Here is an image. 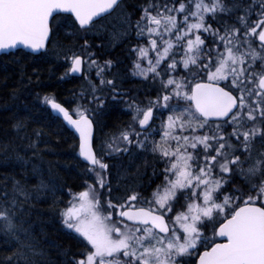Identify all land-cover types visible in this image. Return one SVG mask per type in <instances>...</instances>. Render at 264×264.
<instances>
[{
    "label": "snow or ice",
    "instance_id": "1",
    "mask_svg": "<svg viewBox=\"0 0 264 264\" xmlns=\"http://www.w3.org/2000/svg\"><path fill=\"white\" fill-rule=\"evenodd\" d=\"M120 5L121 0H0V50L45 49L65 25L88 34ZM239 8L237 0H148L137 20L125 15L122 34L131 29L147 41L130 49L136 54L133 74L145 79L151 74L160 89L144 107L129 103V126L99 145H94L89 108L78 104L70 112L45 96V103L79 133V156L95 174L96 183L74 194L61 214L64 226L86 242L72 264H186L185 258L194 264H264V149L254 153L256 141H264V0L251 24L250 9L235 24L217 19ZM81 47L90 45L85 40ZM94 55H65L70 64L65 75L82 73L87 64L103 77L113 61L101 65ZM181 65L185 75L177 77ZM100 84L114 87L103 78ZM97 100L103 106L93 95ZM156 120L160 123L153 128ZM157 133L160 139L151 141L150 151L164 164L153 171L161 182L147 196L131 189L114 196L102 175L110 168L105 159L132 148L148 151L149 136ZM236 177L248 185L247 192L240 187L225 191ZM13 193L11 198L0 193V233L30 248L20 243L18 222L24 210L20 197L26 200L29 194L20 181ZM209 223L223 242L205 243ZM14 256L24 254L16 251L4 264H15Z\"/></svg>",
    "mask_w": 264,
    "mask_h": 264
},
{
    "label": "trees",
    "instance_id": "2",
    "mask_svg": "<svg viewBox=\"0 0 264 264\" xmlns=\"http://www.w3.org/2000/svg\"><path fill=\"white\" fill-rule=\"evenodd\" d=\"M147 2L121 0L119 8L97 21L98 27L94 28L92 35L83 37L81 31L67 25L60 27L47 49L38 55L16 50L0 56V193L7 192L11 198L14 183L20 181L29 194L26 200L20 197L24 210L18 222L20 243L31 246L20 247L15 238L0 233V264H4L5 258L16 251L23 252L24 256L19 259L14 256L15 264H24L25 258L27 264H72L73 257L78 258L77 254L85 250L86 242L65 228L61 214L74 194L85 190L89 182L96 181L89 175V166L80 160L76 137L59 118L51 114L43 98L50 96L71 110L72 105L82 97L88 101L91 99L93 95L89 91L83 94L81 91L86 81H91L93 86L98 87V95L95 96L103 99L101 78L113 81L114 87L119 86L120 90L126 87L131 97L135 95L136 82L130 75L132 56L129 57L125 41L146 45V39H138L134 30L124 39L121 38L122 30H113L114 38L109 35L102 38L95 29L106 26L108 32L114 29L108 25H115L118 17L123 19L125 15H130L132 21L137 20ZM237 2L239 9L230 15L221 13L217 19L235 24L236 17L243 15L246 9L251 10L250 24L258 18L261 0ZM209 22L215 23L211 19ZM85 40L90 45L86 49L81 47ZM84 51L95 53L94 57L101 65L104 54L112 59V66L104 69L103 77H97L92 68L87 69V64L80 77L70 73L65 75L70 64L64 56L75 52L86 59ZM87 74L89 77L86 80ZM107 87L104 115L102 110L100 116L99 111L92 112L94 145L99 128L112 129L124 118L123 111L111 107L116 90L111 85ZM18 122L23 127H17ZM104 162L110 165L104 174L106 180L113 190L115 187L119 189L113 193L118 192L122 196L130 194L129 189L150 192L162 178L153 176L152 162L137 156L111 157ZM146 171L151 174H145ZM128 177L129 180L126 179ZM41 184L43 187H37Z\"/></svg>",
    "mask_w": 264,
    "mask_h": 264
},
{
    "label": "flooded vegetation",
    "instance_id": "3",
    "mask_svg": "<svg viewBox=\"0 0 264 264\" xmlns=\"http://www.w3.org/2000/svg\"><path fill=\"white\" fill-rule=\"evenodd\" d=\"M212 23V22H210ZM214 27H217L218 25L216 23H213ZM206 42L209 44V46H211V40L207 39ZM133 70V69H132ZM130 75L132 76L131 79L134 80L136 82V94L132 95V97L130 95H127V88L123 87L122 90H120L119 86H116L117 88L114 87V90H116L115 94H114V104L111 107L114 108H118L119 110L123 111L124 113V118L117 122V124H115L114 126H112V129L110 127H104L103 128V133L104 135H107V137L109 135H111L112 133H117L120 129L122 128H126L129 126V124L131 123V117H132V109L127 108L126 106H122V104L124 105L127 102H135L137 104H140L141 106H146L147 105V101L150 99H154L160 89V84L159 81H153V79L151 78V74L149 75V78L145 79L144 77L140 76V75H134L133 72L131 71ZM175 75L177 77L181 76V75H185V72L182 68V65L180 66V70H178ZM165 79H167V77H164ZM130 79V80H131ZM107 84L104 85V96H103V107H102V114L104 115V110L107 108V104H106V91H107ZM111 93V91H110ZM124 97V99H123ZM133 98V99H132ZM168 115L167 112L163 113L164 118H166ZM159 120H156L152 127L153 128H157V126L159 125ZM139 127H137V131H139ZM152 129H148V132H151ZM143 135L141 136V139H143ZM160 139V134H154L151 135V139H149V141L152 140H158ZM260 141V142H258ZM258 142V144H257ZM255 145L258 146V152L262 149H264V141L261 140H257ZM150 147H151V142L149 144V150L145 151V150H141V149H137V148H132L130 151L132 153H122V154H116L113 157L114 158H126V157H133V156H137L138 158H144L146 161H150L153 164V167L151 169L152 170H156V172H160L163 168H164V164L163 162H161L159 160V157L157 155H154L151 151H150ZM150 173L149 172H145V174ZM151 174V173H150ZM162 179V178H161ZM233 187H240L242 188L245 192L248 191V185L244 182V180L241 177H236L233 180V183L229 184L226 186V188L228 190H231Z\"/></svg>",
    "mask_w": 264,
    "mask_h": 264
},
{
    "label": "rangeland",
    "instance_id": "4",
    "mask_svg": "<svg viewBox=\"0 0 264 264\" xmlns=\"http://www.w3.org/2000/svg\"><path fill=\"white\" fill-rule=\"evenodd\" d=\"M258 19V18H257ZM256 19V20H257ZM116 23V24H115ZM114 24L115 25H108V27H114V29H111V30H109L108 32H107V29H106V26H104V27H102L101 29H99V30H96L95 29V31L96 32H98V36H99V32L101 33L100 35H102V38H107V36L109 35L111 38H114L113 37V35H112V32H113V30H122L121 32L123 33L125 30V25H124V23H123V19L121 18V17H118V19H117V21L115 22ZM252 23V22H251ZM131 29H129L128 30V34L127 35H123L122 33H121V38L122 39H124L125 38V36H126V38H127V36L128 35H130L131 34ZM107 32V33H106ZM94 33V29H92L88 34H90V35H92ZM88 34H83V37L84 36H86V35H88ZM86 38V37H85ZM122 41H124V40H122ZM125 43H127L126 44V46H127V51H128V53H129V57L130 56H132V60H131V66H132V69H133V62L136 60V54L134 53V52H132V51H130V49L135 45L134 43H132V41H129V40H126L125 41ZM84 45V44H83ZM115 45H119V44H115ZM113 47V46H112ZM111 47V48H112ZM83 51V50H82ZM84 53H85V51H84ZM87 51H86V59H87ZM150 55H154V54H152V53H150ZM92 59H95V57L93 56L92 57ZM96 60V59H95ZM102 60H111L112 61V59L109 57V55H107V54H104L103 55V57H102ZM144 63V66H147V61H144L143 62ZM92 72L96 75V72H97V68L95 67V66H93L92 67ZM132 72H133V70H132ZM84 73V72H83ZM87 77H89V75L87 74L86 75ZM97 76V75H96ZM98 77V76H97ZM132 77V76H131ZM143 77V76H142ZM90 84L92 85V82L91 81H86V85L84 86V88H83V90H81L82 91V94L83 93H85L86 91H89L92 95H98V87H96L97 88V90L95 91V92H93L92 91V87L90 86ZM103 86V88H104V85H102ZM102 95H103V92L101 93ZM126 94L127 95H131V92L130 91H128V89H127V92H126ZM48 97H50V96H48ZM45 98V97H44ZM43 98V101H44V103H45V99ZM50 98H52V97H50ZM124 98V97H123ZM103 100V99H102ZM131 103V102H130ZM46 104V103H45ZM84 105V106H86L87 108H89V110H90V116L92 117V118H94V115H93V113L92 112H100L101 110H102V107L103 106H99L98 107V104H99V101L97 100V101H92V97H91V99L88 101L87 100V98H84V97H82L81 98V100L80 101H78L77 103H75L74 105H72L73 107L71 108V111L73 110V109H75V107L77 106V105ZM129 104V103H128ZM128 104L127 103H125V106L127 107V108H129L128 107ZM137 104V103H136ZM140 105V104H139ZM142 107H144V106H142ZM165 113V112H164ZM101 115V112L99 113V116ZM160 122V121H159ZM110 136V135H109ZM108 136V137H109ZM107 137V135H104V133H103V130H102V128H99V136H98V138H97V141H96V145H99L103 140H105L106 138H108ZM149 139H151V135L149 136ZM159 140V139H158ZM157 140V141H158ZM150 142L151 141H149V144H150ZM258 142H260V141H258ZM258 142H257V144H258ZM255 152H258V146L257 145H255V149H254V153ZM114 156V155H113ZM112 156V157H113ZM105 173H102V175H104ZM89 175L91 176V178L93 179V180H95V174L94 173H91V172H89ZM127 180H129V177L128 178H126ZM162 179H163V177H162ZM162 179H160V180H158L157 181V184H159L160 182H161V180ZM96 182H94V183H91V182H89L88 184H95ZM117 185V184H116ZM114 190H116L117 191V188L115 187L114 188ZM225 191L227 192V191H230V190H228L226 187H225ZM144 195H149V193H151V191L150 192H144V191H141ZM113 195L114 196H120V197H123L121 194L119 195L118 194V192L117 193H113ZM73 202V197H72V199H71V201H70V203H69V205H68V207L70 206V204ZM103 202V201H102ZM66 209V208H65ZM177 210H180L179 209V205H177ZM172 215H175V212L172 214ZM218 226V224L216 225V227ZM65 228L68 230V231H70V232H72L73 234H75V235H77V236H79V234L78 233H75L73 230H71V229H68L66 226H65ZM80 237V236H79ZM80 238H82V237H80ZM83 239V238H82ZM215 239H216V237L213 235V225L211 224V223H209L208 224V226H207V228L205 229V243L206 244H208V245H211L213 242H215ZM204 249V247L203 246H200L199 248H198V251H201V250H203ZM194 256H195V254H194ZM185 262H186V264H193L194 263V259H191V258H185Z\"/></svg>",
    "mask_w": 264,
    "mask_h": 264
},
{
    "label": "water",
    "instance_id": "5",
    "mask_svg": "<svg viewBox=\"0 0 264 264\" xmlns=\"http://www.w3.org/2000/svg\"><path fill=\"white\" fill-rule=\"evenodd\" d=\"M112 13V12H111ZM105 16H107V15H105ZM105 16H103V17H105ZM102 17V18H103ZM101 19V18H100ZM99 20V19H98ZM47 47V46H46ZM16 50H23V51H25V52H28V53H31V54H33V55H38V54H40V53H42V52H44L45 50H46V48L45 49H40V50H33V49H31V48H28V47H26V46H24V45H18L17 47H15V48H11V49H3V50H0V56L1 55H3V54H8V53H10V52H13V51H16ZM83 73V72H82ZM82 73H70L72 76H75V77H80L81 75H82ZM58 102V101H57ZM58 103H60V102H58ZM61 104V103H60ZM63 105V104H62ZM46 106H47V108L49 109V111L51 112V114L53 115V116H55V117H57V118H59L62 122H63V124L66 126V128L70 131V132H72L73 134H74V136L76 137V139H77V142H78V145H79V133L75 130V128L73 127V126H71L70 124H68L67 123V121H65L64 119H63V116H62V114H58L56 111H54L52 108H51V106L49 105V104H47L46 103ZM65 108H67L65 105H63ZM70 111V110H69ZM73 118H75V116L73 117ZM91 118V117H90ZM93 135L95 136V126H94V131H93ZM78 153H79V150H78ZM80 157V156H79ZM80 160L83 162V163H85V164H87L88 165V162H86L82 157H80ZM89 166V165H88ZM219 227V226H218ZM221 241H219V242H216V243H220V242H223L224 241V238H221V237H218ZM202 252V251H201Z\"/></svg>",
    "mask_w": 264,
    "mask_h": 264
},
{
    "label": "bare ground",
    "instance_id": "6",
    "mask_svg": "<svg viewBox=\"0 0 264 264\" xmlns=\"http://www.w3.org/2000/svg\"><path fill=\"white\" fill-rule=\"evenodd\" d=\"M48 46V45H47ZM46 49H47V47H46ZM14 52V51H13Z\"/></svg>",
    "mask_w": 264,
    "mask_h": 264
}]
</instances>
